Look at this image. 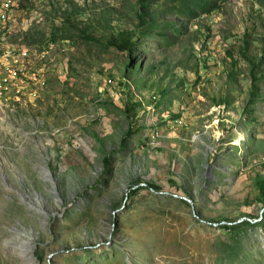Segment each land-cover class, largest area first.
<instances>
[{
    "label": "rangeland",
    "instance_id": "1",
    "mask_svg": "<svg viewBox=\"0 0 264 264\" xmlns=\"http://www.w3.org/2000/svg\"><path fill=\"white\" fill-rule=\"evenodd\" d=\"M135 6L17 0L0 45L26 51L25 88L0 109V264H264V0L163 12L181 32L128 52L115 44L142 29Z\"/></svg>",
    "mask_w": 264,
    "mask_h": 264
},
{
    "label": "trees",
    "instance_id": "2",
    "mask_svg": "<svg viewBox=\"0 0 264 264\" xmlns=\"http://www.w3.org/2000/svg\"><path fill=\"white\" fill-rule=\"evenodd\" d=\"M228 0H136V6L134 8V14L137 17V25L141 26L142 29L139 31H121L119 33L120 39L115 45L120 48L127 50L128 52L133 51L138 47L139 40H143L150 35L153 29H160L159 34L161 36H166L164 29L171 28L173 32L180 33L181 29L174 27L173 21H159L160 14L166 12V14H175L180 17H187L188 19H193L200 17L204 14L211 13L217 10L223 3ZM163 8V9H156ZM160 22L163 23L160 26ZM63 39H68L67 36L62 37ZM259 62H250L252 74L251 80L257 81L254 69L257 68ZM257 88V83H251L250 99L255 95ZM134 107V104L126 105V109L129 110L130 107ZM105 162H108V158H105ZM147 186L156 189L157 185L154 183H147ZM257 195L256 199L261 202L264 206V174L259 177L256 181Z\"/></svg>",
    "mask_w": 264,
    "mask_h": 264
},
{
    "label": "built area",
    "instance_id": "3",
    "mask_svg": "<svg viewBox=\"0 0 264 264\" xmlns=\"http://www.w3.org/2000/svg\"><path fill=\"white\" fill-rule=\"evenodd\" d=\"M16 6L17 0H0V45L13 29L12 22ZM25 55L26 51L12 55L10 58L0 56V109L5 106L4 100L22 94V90L25 88V75L22 73L23 64L19 57ZM107 81L111 82V79L109 78Z\"/></svg>",
    "mask_w": 264,
    "mask_h": 264
},
{
    "label": "bare ground",
    "instance_id": "4",
    "mask_svg": "<svg viewBox=\"0 0 264 264\" xmlns=\"http://www.w3.org/2000/svg\"><path fill=\"white\" fill-rule=\"evenodd\" d=\"M238 142V141H237ZM42 174L45 176V178H46V180L48 181V182H50L51 184H55V181H54V179H53V177H52V174H51V172L49 171V169H47L46 167H43V170H42ZM43 176V177H44ZM21 248V247H20ZM20 251H23V248H21L20 249ZM31 256V255H30ZM21 257H22V255H21ZM30 259V257H29V253H26L25 255H24V260L25 261H28Z\"/></svg>",
    "mask_w": 264,
    "mask_h": 264
},
{
    "label": "flooded vegetation",
    "instance_id": "5",
    "mask_svg": "<svg viewBox=\"0 0 264 264\" xmlns=\"http://www.w3.org/2000/svg\"><path fill=\"white\" fill-rule=\"evenodd\" d=\"M1 147V146H0Z\"/></svg>",
    "mask_w": 264,
    "mask_h": 264
}]
</instances>
